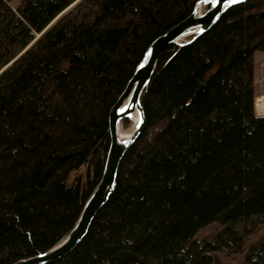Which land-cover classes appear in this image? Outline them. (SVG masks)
<instances>
[{"label": "trees", "instance_id": "1", "mask_svg": "<svg viewBox=\"0 0 264 264\" xmlns=\"http://www.w3.org/2000/svg\"><path fill=\"white\" fill-rule=\"evenodd\" d=\"M195 1L0 0V264L72 228L101 176L109 108L149 43ZM256 50L264 0L163 48L112 193L81 241L46 264H212L215 253L243 252L264 226ZM237 264H264V235Z\"/></svg>", "mask_w": 264, "mask_h": 264}, {"label": "water", "instance_id": "2", "mask_svg": "<svg viewBox=\"0 0 264 264\" xmlns=\"http://www.w3.org/2000/svg\"><path fill=\"white\" fill-rule=\"evenodd\" d=\"M245 1L247 0H242V2ZM242 2L196 0L187 16L149 43L125 87L109 108L107 115L108 146L101 176L86 199L76 222L62 239L46 251L19 258L10 264H46L67 254L81 241L96 211L107 201L115 187L120 160L143 128L145 116L140 103V96L154 72L160 52L169 44L184 45L193 41L209 30L228 8ZM134 111L138 118L132 132L128 137H121L119 129L124 127L123 120L130 123V114Z\"/></svg>", "mask_w": 264, "mask_h": 264}, {"label": "rangeland", "instance_id": "3", "mask_svg": "<svg viewBox=\"0 0 264 264\" xmlns=\"http://www.w3.org/2000/svg\"><path fill=\"white\" fill-rule=\"evenodd\" d=\"M253 82H254V102H253V110L254 114L264 116V51L256 50L253 53ZM131 122L126 123L124 125L122 131H127L131 128ZM79 170L78 172H80ZM218 225L215 223L209 224L196 234V238L198 240H202L212 233H214L217 229ZM264 235V226L253 235L248 243L244 246V250L242 253L236 254H226V253H215L214 254V262L212 264H237L243 259V254L248 246V244L252 241H255L260 236Z\"/></svg>", "mask_w": 264, "mask_h": 264}, {"label": "bare ground", "instance_id": "4", "mask_svg": "<svg viewBox=\"0 0 264 264\" xmlns=\"http://www.w3.org/2000/svg\"><path fill=\"white\" fill-rule=\"evenodd\" d=\"M137 118H138V116H137V113L135 111L130 114V119H131V123H132L131 128L127 131H122L123 128H120L119 133H120L121 137H128L130 135V133L132 132L133 126L137 121Z\"/></svg>", "mask_w": 264, "mask_h": 264}, {"label": "snow or ice", "instance_id": "5", "mask_svg": "<svg viewBox=\"0 0 264 264\" xmlns=\"http://www.w3.org/2000/svg\"><path fill=\"white\" fill-rule=\"evenodd\" d=\"M242 2V0H233V3Z\"/></svg>", "mask_w": 264, "mask_h": 264}]
</instances>
